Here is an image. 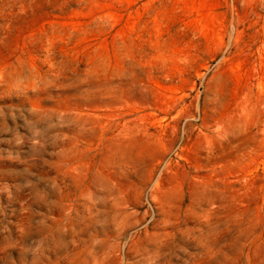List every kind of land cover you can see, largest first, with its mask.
I'll use <instances>...</instances> for the list:
<instances>
[{"label": "rangeland", "instance_id": "1", "mask_svg": "<svg viewBox=\"0 0 264 264\" xmlns=\"http://www.w3.org/2000/svg\"><path fill=\"white\" fill-rule=\"evenodd\" d=\"M0 264H264V0H0Z\"/></svg>", "mask_w": 264, "mask_h": 264}]
</instances>
